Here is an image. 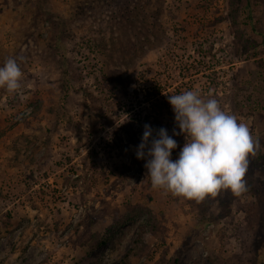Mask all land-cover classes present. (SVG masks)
I'll return each instance as SVG.
<instances>
[{
	"label": "rangeland",
	"instance_id": "374dc122",
	"mask_svg": "<svg viewBox=\"0 0 264 264\" xmlns=\"http://www.w3.org/2000/svg\"><path fill=\"white\" fill-rule=\"evenodd\" d=\"M115 8L0 0V264H264V0Z\"/></svg>",
	"mask_w": 264,
	"mask_h": 264
},
{
	"label": "trees",
	"instance_id": "16d2710c",
	"mask_svg": "<svg viewBox=\"0 0 264 264\" xmlns=\"http://www.w3.org/2000/svg\"><path fill=\"white\" fill-rule=\"evenodd\" d=\"M113 3L115 4L116 7L114 9L116 15L117 14L120 15L119 19L120 18L121 19L119 21L123 22L124 24L128 23V21L130 20V17L128 16L130 13L129 11L131 9L129 8L131 4V0H113ZM112 19L114 20V16ZM132 141L133 143H137L133 139ZM213 146L215 149L217 148V146L215 145ZM204 198L209 199L208 197H204ZM138 215H143V218L141 219L137 227L136 235L134 237L132 245L128 248L124 256L114 263V264H129L131 257H138L145 250L146 235L155 234L158 232V226L160 222L158 213L152 208H149L148 206H144L140 204L127 206L125 208V212L120 214L119 216H114L112 218V221L109 224H107L104 230L95 231L91 241L89 242L90 247L94 248L95 246L105 244L113 236L114 232L118 229V227L121 224L134 220ZM211 261L212 264L217 263L215 260H211Z\"/></svg>",
	"mask_w": 264,
	"mask_h": 264
},
{
	"label": "crops",
	"instance_id": "0c3cea01",
	"mask_svg": "<svg viewBox=\"0 0 264 264\" xmlns=\"http://www.w3.org/2000/svg\"><path fill=\"white\" fill-rule=\"evenodd\" d=\"M1 11V10H0Z\"/></svg>",
	"mask_w": 264,
	"mask_h": 264
}]
</instances>
